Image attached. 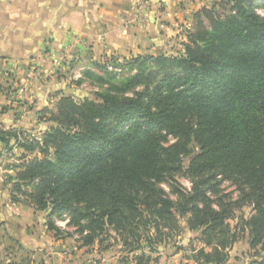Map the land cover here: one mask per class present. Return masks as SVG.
Listing matches in <instances>:
<instances>
[{
	"label": "trees",
	"instance_id": "obj_1",
	"mask_svg": "<svg viewBox=\"0 0 264 264\" xmlns=\"http://www.w3.org/2000/svg\"><path fill=\"white\" fill-rule=\"evenodd\" d=\"M259 6L264 0H216L195 14L177 53L112 58L98 65L101 73L86 71L106 89L94 99L63 95L54 110L46 107L40 118L50 126L41 139L0 123V145L22 150L10 168L12 200L70 215L85 244L114 237L127 252L141 250L137 264H149L184 217L200 232L195 264L227 263L244 235L252 250L264 251ZM108 63L129 75L118 78ZM168 135L176 140L166 145ZM183 156L192 187L176 189L175 200L159 184L183 166ZM212 175L239 184L253 204L248 218L233 226L232 204L214 205ZM248 264H264V254Z\"/></svg>",
	"mask_w": 264,
	"mask_h": 264
},
{
	"label": "crops",
	"instance_id": "obj_2",
	"mask_svg": "<svg viewBox=\"0 0 264 264\" xmlns=\"http://www.w3.org/2000/svg\"><path fill=\"white\" fill-rule=\"evenodd\" d=\"M214 1L147 0L141 12L133 0H0V107L19 110L0 111V123L11 117L5 128L32 135L20 118L32 111L40 118L46 107L54 110L63 95H72V73L81 83L92 79L86 71L101 73L98 65L112 58L173 53L195 14ZM40 122L39 136L32 135L38 139L50 126ZM51 211L13 201L0 186V264H137L141 250L127 252L114 237L85 244L70 215ZM182 220L180 232L150 253L149 264H195L192 248L202 245L200 232Z\"/></svg>",
	"mask_w": 264,
	"mask_h": 264
},
{
	"label": "rangeland",
	"instance_id": "obj_3",
	"mask_svg": "<svg viewBox=\"0 0 264 264\" xmlns=\"http://www.w3.org/2000/svg\"><path fill=\"white\" fill-rule=\"evenodd\" d=\"M259 12L264 16V7L259 6L258 8ZM192 27V25H191ZM187 27H185V30L183 31L184 34H186ZM182 42L181 40L176 41L172 44L171 51L174 52L179 51L177 49L182 48ZM118 61H124V59H118ZM115 72V71H114ZM74 73L71 75V84H74V87L72 88V95L77 100L82 99H94L96 96V93L101 92L106 89V85L98 83L94 81L93 79H84L83 81H80L81 75L79 73L76 74V77L73 76ZM129 75V71H125L123 73H118L116 76L120 79L123 77H126ZM54 104V103H52ZM3 106L0 107L1 109L4 107L5 112L8 111V109H14L9 104H2ZM10 106V108H9ZM28 106L26 107V109ZM14 111V110H12ZM19 111V110H17ZM15 111V112H17ZM15 112H7L6 114L11 115ZM21 112H19L20 114ZM5 114V113H2ZM7 116H4V118ZM13 119H18V114H13ZM11 118V117H10ZM5 118L3 121L5 123V126L10 125L8 122L12 120V118ZM37 120V122H36ZM42 119L39 117H36V114L34 111L31 113L25 115L24 117H21L19 120V123H24L23 127L28 128L29 132L32 133V135L39 136V128L42 126V123L40 122ZM7 128V127H6ZM12 128V127H8ZM7 128V129H8ZM20 132V131H19ZM31 134L26 133L22 134V138L25 136L32 137ZM176 139L172 137L171 135H168L167 138L164 140L165 144H172L174 143ZM192 147V145H191ZM2 146L0 145V150H2ZM2 155H0V186L2 187V190H9L11 189V183L9 182V175L14 174L13 170H11V166L14 165V163H18L19 155H21L22 150L18 147H14L13 150H9L6 148H3ZM183 166L176 172L170 174L165 178L159 185L175 200L179 199L178 195L176 194L175 190L180 189L183 191H190L192 187V181L193 176L188 170L189 160L186 158V156H183ZM213 176L212 183H216L213 191L210 193L211 197L214 201V205H218L220 201L229 202L232 204V206L235 208L234 217L230 220L231 224L234 226L238 221H242L241 219L248 218L252 214V201L249 197H247L242 190L239 188V184L232 179H227L222 176ZM182 221H186V217L183 218ZM75 228H73L74 230ZM76 230V229H75ZM247 234V233H246ZM107 241V240H105ZM109 243L111 240L108 239ZM105 244V243H104ZM264 254V251L259 248V252ZM258 253L255 252V250H252L250 248V245L248 243V237L247 235H244L241 237L231 248L230 250V259L226 264H248L252 262L254 259L258 257ZM125 257H123L122 260H124ZM129 260V259H128ZM127 260V261H128Z\"/></svg>",
	"mask_w": 264,
	"mask_h": 264
},
{
	"label": "built area",
	"instance_id": "obj_4",
	"mask_svg": "<svg viewBox=\"0 0 264 264\" xmlns=\"http://www.w3.org/2000/svg\"><path fill=\"white\" fill-rule=\"evenodd\" d=\"M133 2L135 3V6L137 7V9L142 12V9H144V7H145V5L147 3V0H133ZM187 28L190 29L191 28V24H188ZM108 69L112 70V71H115V72H118V73H122L123 72L121 68L116 67V66H114L111 63H108Z\"/></svg>",
	"mask_w": 264,
	"mask_h": 264
}]
</instances>
